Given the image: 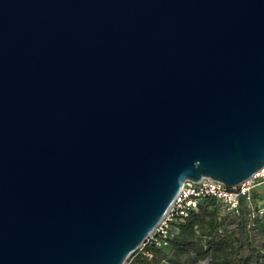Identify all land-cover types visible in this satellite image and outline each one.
<instances>
[{
  "label": "water",
  "instance_id": "water-1",
  "mask_svg": "<svg viewBox=\"0 0 264 264\" xmlns=\"http://www.w3.org/2000/svg\"><path fill=\"white\" fill-rule=\"evenodd\" d=\"M262 168L264 0H0V264H124Z\"/></svg>",
  "mask_w": 264,
  "mask_h": 264
},
{
  "label": "trees",
  "instance_id": "trees-1",
  "mask_svg": "<svg viewBox=\"0 0 264 264\" xmlns=\"http://www.w3.org/2000/svg\"><path fill=\"white\" fill-rule=\"evenodd\" d=\"M241 204L223 223L221 205L204 197L196 210L174 223L167 245L146 239L124 264H264V214L250 215Z\"/></svg>",
  "mask_w": 264,
  "mask_h": 264
},
{
  "label": "built area",
  "instance_id": "built-area-1",
  "mask_svg": "<svg viewBox=\"0 0 264 264\" xmlns=\"http://www.w3.org/2000/svg\"><path fill=\"white\" fill-rule=\"evenodd\" d=\"M258 184H264V168L250 179L233 187H226L219 180L206 176L198 181L186 179L179 187L169 209L146 239L161 247L167 245V238L171 235L174 223L186 217L189 211L196 210L199 202L207 196L213 197L230 214L238 213L243 202L248 207L250 215H262L264 214V193L258 197L253 195L255 186Z\"/></svg>",
  "mask_w": 264,
  "mask_h": 264
},
{
  "label": "rangeland",
  "instance_id": "rangeland-1",
  "mask_svg": "<svg viewBox=\"0 0 264 264\" xmlns=\"http://www.w3.org/2000/svg\"><path fill=\"white\" fill-rule=\"evenodd\" d=\"M260 185H262L264 187V184H260ZM218 216L225 218L224 219L225 221L223 222V223H225L226 222V219H228V217H230L231 215L222 206H220L218 208ZM232 226H233V224L230 223V227H232Z\"/></svg>",
  "mask_w": 264,
  "mask_h": 264
},
{
  "label": "crops",
  "instance_id": "crops-1",
  "mask_svg": "<svg viewBox=\"0 0 264 264\" xmlns=\"http://www.w3.org/2000/svg\"><path fill=\"white\" fill-rule=\"evenodd\" d=\"M260 184H258V185H256L255 187V189H254V192H253V195L256 197V196H259L261 193H264V187L262 186V185H260Z\"/></svg>",
  "mask_w": 264,
  "mask_h": 264
}]
</instances>
